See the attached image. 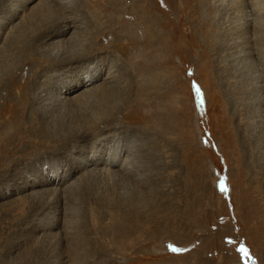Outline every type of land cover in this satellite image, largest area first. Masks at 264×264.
Returning a JSON list of instances; mask_svg holds the SVG:
<instances>
[{"label": "rangeland", "instance_id": "rangeland-1", "mask_svg": "<svg viewBox=\"0 0 264 264\" xmlns=\"http://www.w3.org/2000/svg\"><path fill=\"white\" fill-rule=\"evenodd\" d=\"M20 1L1 0L0 20L6 4ZM76 1L79 35L98 33L101 42L113 34L126 49L108 53L125 86L104 101L60 105L51 78L43 93L52 97L45 100L52 114L23 113L24 125H34L0 164V264H62L59 234L67 228L92 244L82 264H264V115L258 105L250 108L263 94L264 44L255 45L262 47L255 54L238 52L224 35L237 23L246 39L239 24L264 22V0H254L259 10L236 11L224 7L230 0ZM18 23L6 34L17 33ZM263 28L255 33L259 44ZM37 48L46 55L52 45ZM105 54L88 60V69L97 73L91 66ZM168 97L172 108L165 109ZM95 124L104 127L56 142V133ZM88 152L117 153L124 171L107 178L88 168L79 172ZM105 193L116 203L103 201ZM113 221L121 225L116 231Z\"/></svg>", "mask_w": 264, "mask_h": 264}, {"label": "bare ground", "instance_id": "bare-ground-1", "mask_svg": "<svg viewBox=\"0 0 264 264\" xmlns=\"http://www.w3.org/2000/svg\"><path fill=\"white\" fill-rule=\"evenodd\" d=\"M74 1L76 3L73 6L74 8L72 6V8H70L69 5L64 2V0H21L19 3H13L11 5L6 4L5 10L4 12H2L3 20H0V164L6 161L8 162L7 157L8 155L14 153L17 147L16 143L23 141L26 138L25 134L28 133V131H26V128L32 127V125H34H24V112H40L43 115L44 119L49 116V113L52 114L53 110L49 108V105H47V102L45 101L48 99L46 97L47 93H43L46 92L51 86V84H46V82L51 78H55L56 80L54 89L55 94H58V103L60 105L67 104V101H70L72 105H74V103L79 104L93 98L94 101L96 100L97 102H100L111 96L113 91H116L118 94H121L123 92V90L120 88H123L125 86V76L122 77V75H120V72H118L119 74H115V71L112 69L113 63L108 61V58L110 57V55H112V53H108L110 52V50H112L109 49L110 47L115 49L117 48L118 50L120 49L122 51H125L126 49H124L123 47L119 48V45L117 44L118 38L114 37V40L113 34H108V36L111 35L109 36L110 38H108L107 41L101 40V42L99 40L100 38L98 33H93L88 39L84 38V35H79L77 31L79 27V25L77 24L78 20L75 16L79 6V1L73 0L69 1V3H74ZM1 4L2 2L0 0V7L2 6ZM257 4L258 2L254 0H230L224 7L227 9H235V11L238 10V8L244 9L247 7H253V9L259 10V7H256ZM16 20H19V23L16 25V27H18L16 28L17 33H15V31L14 33L12 32L11 35H7L6 30L8 29L9 24L14 23V21ZM244 20V24L239 25L243 28V32L245 31L244 34L246 32L249 34H245V36H247L246 39L245 37L244 39H241L240 35L243 33L238 29V25H236L237 23H234L235 27L233 31L231 29H227L225 31L224 35L226 37V40H233L234 47L238 50V52H240V48L249 49V52L247 54H255L256 52H260L258 50L255 51V49L258 48L255 45L258 44L259 46L264 44V39H262L263 42L259 44L260 42L257 40L256 34L262 33V26H264V22L261 20L248 21L246 18H244ZM124 26L125 29L127 27V33L131 30L132 34H134V36L132 35V38H136L135 31L137 28L132 26V23L130 21H127ZM233 32L234 34H237L235 36L233 35L234 37L230 36V34L232 35ZM137 37L139 38V36ZM64 38H66L65 43L63 41ZM223 39L225 40V38ZM136 40L138 41V39ZM46 45H52V48L50 49V53L48 52L49 54L46 53V55H43L45 53L40 52L41 50L39 49V51L37 46H39L40 48V46ZM5 46H7V48H4ZM262 47H264V45H262ZM35 52L39 53L36 54ZM98 53L107 54L103 55L100 58H96V61L94 60L95 62L91 67L97 68L95 69L96 71H98L96 73L91 69H88L89 64L93 62L91 61L90 63H88V60L96 57V54ZM138 56L140 55H137L136 57L138 58ZM246 56V54L242 55V57ZM259 58L261 59L260 56ZM247 59H249V57ZM85 61H87L88 64H86ZM34 63L36 64V66L33 68L32 65ZM25 65H28V71L24 74L23 70ZM136 65L139 66L140 62L135 61V66L133 67L135 68ZM258 65L261 66L260 71L262 70L263 72V76L261 78L263 84H260L261 87H263V94L261 93L262 96L259 101L253 100L254 104L250 105V108L255 109V106L258 105L257 109L260 108L259 110L262 111V114L264 115V59L263 61H260ZM39 67L42 68L40 69ZM73 68L76 70L73 71ZM136 69L138 70V67H136ZM74 72L77 73L75 74ZM81 76H83L82 79ZM42 78H46L47 80H41ZM67 78H72L71 84H63V82H66ZM21 79H23V81H21ZM44 85L46 86L44 87ZM248 85H251V83L248 82ZM139 88H142V86H140ZM28 95H33V97L29 98ZM47 96L49 95L47 94ZM244 97H246L245 94ZM36 98L37 100H35ZM139 98L140 97H138L137 99L135 98L134 100L136 101V105ZM113 99L116 100L117 98L115 97ZM164 103L166 107H164L165 109L172 108L171 100L169 97L166 98V101ZM105 104L110 106L108 102H105L104 105ZM160 111L161 110H159V113ZM3 113L9 115L7 119H3L1 117V114ZM153 117L158 116L153 115ZM103 127L104 126H101L99 124L97 126L95 124L90 126L91 130H86V128L80 130L75 127L74 129H70V133H65L64 131L62 133H56L55 135L58 136L56 142L61 145L69 140H72L73 138L86 136L89 133L94 134L93 132L95 131L98 133V131H101ZM47 131H53V129H48ZM89 152L85 157L79 160L80 163L76 166L79 169V172L88 168V170H94L98 172V174L102 175L103 178H107L112 172L114 173V171H124L123 165L125 164L122 163L123 160L119 163L121 157H118L117 153L95 155L92 152L93 154L90 155ZM18 153L24 154L26 153V151L20 149ZM118 164H121L119 165V168H117ZM53 183L56 186H60L62 184V181L54 180ZM109 193H105L103 195V201H113L116 203L117 199L114 197L115 195L113 193ZM118 219L121 220L120 224L124 226L122 223L125 219V215L120 216ZM121 225H117V221L110 222V226L115 229V231L116 228L121 227ZM52 226L53 225H50L46 229H52ZM62 231L64 232L62 234L60 233L61 235L59 234V238L61 237L62 245L61 254L63 256L62 258L64 259V261H62V264H82L86 255H84V252L87 251V248L92 249L91 242H88L86 240L87 236H82L78 232L74 233V231L72 232L71 229L69 230V228ZM121 241L123 240L117 238L116 244L119 245Z\"/></svg>", "mask_w": 264, "mask_h": 264}, {"label": "snow or ice", "instance_id": "snow-or-ice-1", "mask_svg": "<svg viewBox=\"0 0 264 264\" xmlns=\"http://www.w3.org/2000/svg\"><path fill=\"white\" fill-rule=\"evenodd\" d=\"M221 190H224L222 182H221ZM173 251H181V250L180 249H173ZM240 251L244 252L245 255L247 256V250L246 249L241 248Z\"/></svg>", "mask_w": 264, "mask_h": 264}]
</instances>
